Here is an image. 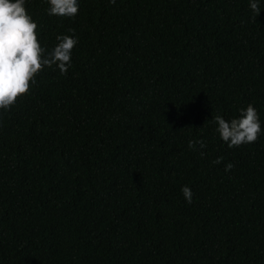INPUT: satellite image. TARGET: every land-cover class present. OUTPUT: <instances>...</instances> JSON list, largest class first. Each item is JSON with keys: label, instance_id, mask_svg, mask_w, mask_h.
I'll return each mask as SVG.
<instances>
[{"label": "trees", "instance_id": "16d2710c", "mask_svg": "<svg viewBox=\"0 0 264 264\" xmlns=\"http://www.w3.org/2000/svg\"><path fill=\"white\" fill-rule=\"evenodd\" d=\"M77 2L25 0L46 52L77 44L0 109V264H264V0ZM249 104L229 148L213 119Z\"/></svg>", "mask_w": 264, "mask_h": 264}, {"label": "clouds", "instance_id": "9594fccd", "mask_svg": "<svg viewBox=\"0 0 264 264\" xmlns=\"http://www.w3.org/2000/svg\"><path fill=\"white\" fill-rule=\"evenodd\" d=\"M47 2L50 5V16L73 18L79 12L77 0ZM109 3L115 4L116 0H109ZM249 6L256 19L261 11L257 0H249ZM37 27L25 8V0H0V109H9L18 97L28 94L31 84L35 83V77L45 66L51 68L55 65L62 75L67 74L71 66V52L77 39L74 36L58 35V43L50 52H46L37 38ZM213 122L217 125L220 139L229 148L254 143L261 132L259 116L252 104L240 109L237 118L226 121L218 114ZM197 144L201 149L206 147L203 140L190 139L188 148L195 149ZM200 155L205 153L201 152ZM222 159L218 157L213 163L219 164ZM233 167L232 163H227L224 170L228 172ZM181 191L186 201L191 203V189L183 186Z\"/></svg>", "mask_w": 264, "mask_h": 264}]
</instances>
